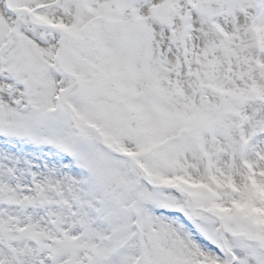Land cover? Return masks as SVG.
<instances>
[{
  "label": "snow or ice",
  "instance_id": "obj_1",
  "mask_svg": "<svg viewBox=\"0 0 264 264\" xmlns=\"http://www.w3.org/2000/svg\"><path fill=\"white\" fill-rule=\"evenodd\" d=\"M0 264H264V0H0Z\"/></svg>",
  "mask_w": 264,
  "mask_h": 264
}]
</instances>
